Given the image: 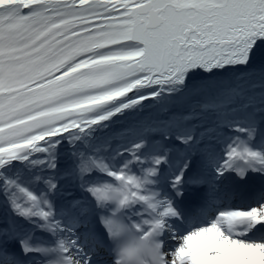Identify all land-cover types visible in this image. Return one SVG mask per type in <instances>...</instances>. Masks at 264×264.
Segmentation results:
<instances>
[{
	"label": "snow or ice",
	"instance_id": "1",
	"mask_svg": "<svg viewBox=\"0 0 264 264\" xmlns=\"http://www.w3.org/2000/svg\"><path fill=\"white\" fill-rule=\"evenodd\" d=\"M0 264H264V0H0Z\"/></svg>",
	"mask_w": 264,
	"mask_h": 264
}]
</instances>
